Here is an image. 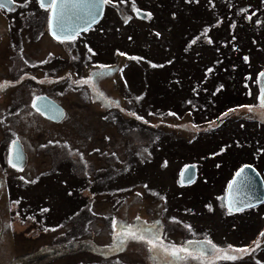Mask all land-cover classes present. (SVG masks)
I'll list each match as a JSON object with an SVG mask.
<instances>
[{
    "label": "rangeland",
    "instance_id": "obj_1",
    "mask_svg": "<svg viewBox=\"0 0 264 264\" xmlns=\"http://www.w3.org/2000/svg\"><path fill=\"white\" fill-rule=\"evenodd\" d=\"M11 20L0 14V80L14 76L11 39L38 59L54 50L39 75L68 112L54 129L27 122L32 140L57 133L56 167L12 184L14 204L39 220L0 199V264H264V201L231 212L222 202L243 163L264 179V0H111L64 41L46 36L38 12L22 28ZM22 124L0 120V141ZM50 158L35 156L32 174ZM189 163L196 178L178 184ZM226 254L237 258L220 261Z\"/></svg>",
    "mask_w": 264,
    "mask_h": 264
},
{
    "label": "flooded vegetation",
    "instance_id": "obj_2",
    "mask_svg": "<svg viewBox=\"0 0 264 264\" xmlns=\"http://www.w3.org/2000/svg\"><path fill=\"white\" fill-rule=\"evenodd\" d=\"M0 5H3L0 6V14L8 16L9 18L12 19L11 21H8L7 24L9 26L18 25L16 26L17 28H22L23 25H25L30 14H35L38 12L40 13V15H44V19L46 22V26H45L46 36L49 37L50 35L52 38L57 39L55 38V35L52 34V31L49 27L50 9L47 8V6L41 7L39 0H10V2L9 0H0ZM18 20H20L19 24H17ZM59 40L64 41L62 38ZM52 41L54 43L56 42L55 40ZM9 42L12 45V49L8 53L9 63L7 65L9 72L12 73L14 76L12 77L3 76L0 80V92L3 93L9 86V89L6 93L10 95L8 100L4 103V106L0 108V115H1L0 120H3L7 123L10 122L16 123V120L22 118L23 124L21 126L20 132H16L17 131L16 129L15 131H13L7 125L6 131L8 135H11V137H8V139L6 140L2 138L0 141V199L4 198L6 208L7 209L10 208L11 210H14L18 216L20 217L22 215H24V217L31 216L33 220H39L34 215L29 214L26 211L29 208L27 205L14 204L13 202L14 195L11 193L12 184L15 183L16 185H18V183L16 182L19 179L25 180L27 182L32 181V179L37 180L41 176L53 172V170L56 167V164L54 166V162L56 161V159L54 157L53 151L55 150V146L57 143V133L53 132L52 130L54 129V126H56V123H58L60 120H57L53 117H48L44 112H42L35 105L36 98L45 95L50 99L59 102L65 109V115H67L68 111L67 108L64 106V104L58 100L56 95H54L53 92H50L49 91L50 89H47V87L45 86L47 84H45V82L43 83L42 81L43 80L42 75H39L40 69L44 66L46 67V65L50 66L49 70L48 68H46V70L49 72L52 71L51 67L54 65L56 59L54 50L51 49L48 50L43 58L38 59L26 55L27 52L24 50L22 44H19L17 38H13ZM17 43L18 45H16ZM66 50L68 52V47H66ZM5 72L7 71L5 70ZM24 83L28 84L27 88L22 87ZM55 83L54 82L49 83L50 87H52V85H55ZM87 87L90 92L96 91V89L99 90V88H95V86L93 85ZM21 88L24 89V92L30 95V99L27 103H24L22 101L21 93H18V91L21 90ZM100 94L101 96H103L102 92ZM27 122H29V125L31 124V126L33 127L43 126L42 123H46L48 124L47 126L53 127V129L51 128V131L48 135H46V132H44L43 136H46L44 138L45 140L38 139L35 141L32 140L31 135L28 134L30 129L27 127ZM13 127L15 126L13 125ZM25 130H27V132H24ZM13 141H16L17 143V149H16L17 151L12 156V158H10ZM43 149L47 151L49 150V153L51 154V158H50L51 167H49L48 169L46 168L42 169L43 172L40 170L38 173L32 174L36 171L37 168L35 160H33V158L35 156L41 155ZM17 157H19V159H17ZM10 161H12V163H14L16 166L13 167ZM17 176L19 177V179L17 178ZM22 196L27 198L26 193L25 195L22 193ZM112 220L115 226L116 221L114 220V218H112ZM5 221H6L7 229L14 231L15 229L13 228V226L14 223L17 221V219L7 218ZM30 223L32 224L33 221H30ZM88 223L89 222H87L85 226L90 229L91 226H89ZM115 230L117 233L120 231L122 232L119 226L118 227L115 226ZM128 233L129 235H131V232L128 231ZM262 233H264V231H262ZM124 234H127L126 229L124 230ZM116 240L118 239H116L115 236L114 241ZM120 246L121 245L118 246L113 244V247H115L114 249L107 248L102 252L106 255H110L111 253H107L106 252L107 250H110L111 252H116L121 248ZM208 247L210 248V246ZM182 259L183 256H181L178 260H172V264H183ZM226 260H227L226 258L220 259V261L222 262ZM35 261L36 260H34L33 262ZM159 262L163 263L164 261L160 259ZM198 262L203 263V261L200 260H198ZM16 264H26V262L19 259L18 263Z\"/></svg>",
    "mask_w": 264,
    "mask_h": 264
},
{
    "label": "water",
    "instance_id": "obj_3",
    "mask_svg": "<svg viewBox=\"0 0 264 264\" xmlns=\"http://www.w3.org/2000/svg\"><path fill=\"white\" fill-rule=\"evenodd\" d=\"M104 8L103 0H63L62 12L65 31L60 32L56 27V17L53 16L51 10L50 29L53 34L60 37L75 35L96 23L101 18ZM35 105L48 117L60 120L65 115L64 107L45 95L36 98ZM14 142L10 158L17 151V143ZM241 168H244V173L237 177L236 173ZM195 176V166L189 163L181 169L180 181L187 183L192 181ZM223 200L232 210H242L261 203L264 200V180L258 169L249 163L242 164L231 177Z\"/></svg>",
    "mask_w": 264,
    "mask_h": 264
},
{
    "label": "snow or ice",
    "instance_id": "obj_4",
    "mask_svg": "<svg viewBox=\"0 0 264 264\" xmlns=\"http://www.w3.org/2000/svg\"><path fill=\"white\" fill-rule=\"evenodd\" d=\"M10 2V0H9ZM41 7H46L51 9L53 16L56 17V27L59 29L60 32H64L65 31V25L63 23V12H62V8H63V0H39ZM104 3H110L111 0H103ZM3 6V5H0ZM51 23V21H50ZM55 35V34H54ZM55 38L57 39H61L60 36H55ZM63 40H74L75 39V35H68V36H63L62 37ZM91 51V50H90ZM262 76H264V74H261ZM260 99V107H264V90H262L261 92V96L259 97ZM249 110L251 111L252 106H248ZM233 111V110H230ZM225 115H227V113H225ZM15 143V142H14ZM17 159H19V157H17ZM10 163L12 164L13 167H15L16 165L14 163H12V161H10ZM244 173V168H241L237 173V177L241 176ZM240 210V209H238ZM232 211V208H229V212ZM262 236H264V233H261ZM141 239H143V237H141ZM149 243L151 244L152 242L149 241ZM209 243H211L209 241ZM257 246L258 242H257ZM229 248L231 249L232 246H229ZM181 251H186L185 249H181ZM233 251H238V252H248L249 249H233ZM254 251V249H253ZM226 259H236L237 257L235 256H229V255H225Z\"/></svg>",
    "mask_w": 264,
    "mask_h": 264
},
{
    "label": "trees",
    "instance_id": "obj_5",
    "mask_svg": "<svg viewBox=\"0 0 264 264\" xmlns=\"http://www.w3.org/2000/svg\"><path fill=\"white\" fill-rule=\"evenodd\" d=\"M198 96H200V94H199ZM178 174H179V173H178ZM102 176H103V177H104V176L106 177V172H104V174L102 173ZM178 178H179V175H178ZM178 178H176L177 183H178V184H182V183H179V182H178ZM182 185H183V184H182ZM84 213L86 214L87 211H85V212L83 211V214H84ZM88 225H89V223H88ZM135 236H136V234L134 235V237H135ZM139 237H142V236H139Z\"/></svg>",
    "mask_w": 264,
    "mask_h": 264
}]
</instances>
